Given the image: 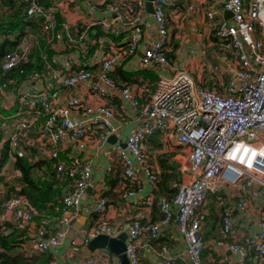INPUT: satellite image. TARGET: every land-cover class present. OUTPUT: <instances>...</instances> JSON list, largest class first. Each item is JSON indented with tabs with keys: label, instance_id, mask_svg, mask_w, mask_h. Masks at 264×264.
<instances>
[{
	"label": "built area",
	"instance_id": "obj_1",
	"mask_svg": "<svg viewBox=\"0 0 264 264\" xmlns=\"http://www.w3.org/2000/svg\"><path fill=\"white\" fill-rule=\"evenodd\" d=\"M85 4L91 3L84 0ZM145 0H117L104 12L108 21L101 24L103 31L124 32V45L106 53L97 71H90L86 64L73 70L70 59L64 57L60 68L52 72V78L61 89H75L77 92L57 104L58 91H20L18 105L31 113L29 118L13 123L5 140L11 150H16L21 134L38 124L34 138L26 144L36 149L45 159L54 160L53 170L60 183H67L59 202V216L48 220L38 218V213L21 196H11L1 202L0 221L15 223L23 231L24 237L19 250L26 256L52 253V251L73 235L72 224L82 210L81 202L91 179L90 166L78 161L75 156L97 136V143H103L118 129L114 125V110L107 105L117 99L136 113L135 128L124 139L123 148L117 150V162L122 169L124 181L135 192L139 191L137 173L149 185L158 182L159 170L144 149L145 142L160 132L169 131L182 151L176 157L177 171L186 180L177 184V190L169 201L157 198L155 206L160 217L153 222H143L137 206L131 220L112 226L105 220L108 202L102 193L90 206L84 208L86 216H93V225L81 232L79 243L73 252L86 247L88 241L97 235L114 238L126 234L123 254L128 264H139L136 246L142 237L150 241L158 239L161 230L174 223L184 244V264H206L202 257L205 249L201 237V216L198 211L205 206L209 195L215 196L219 214L220 238L213 239L211 246L219 252L217 260L210 264H230L224 251L234 256L237 264H264V205L252 219L247 214L245 199L256 201L264 192V0H222L220 7H211L204 17L213 22V41L221 52L220 64L226 65L227 78L221 80L219 66H209L211 79L218 85L206 89L199 80L188 72L174 71L169 78L160 76L144 105L131 86L119 84L110 78L120 60L131 56L140 40L142 25L140 16ZM73 0H57L53 6L41 10L35 0H31L25 16L42 18L40 30L52 40L55 28L54 14L68 8ZM84 4V6H85ZM91 5V4H90ZM175 0H154L151 15L155 38L142 51L140 66L155 68L166 66L168 59L169 31L166 12L174 8ZM93 6V5H91ZM95 7V6H94ZM230 12L229 20H216L219 11ZM126 15L132 17L126 22ZM62 36L70 42V28L62 22ZM97 25V24H95ZM27 43H34L33 35L26 36ZM82 35L78 37V42ZM73 41V40H72ZM50 42V41H49ZM108 47L113 50L110 43ZM26 47H24L25 49ZM82 49H86L82 45ZM84 54V50L82 53ZM16 58L5 55L1 68H12ZM32 78V77H31ZM30 79V78H29ZM27 79L26 81H28ZM25 81V82H26ZM86 83V93L78 91V86ZM8 95L0 91V101ZM24 131V132H23ZM70 147L74 155L60 159L59 154ZM20 157V150H17ZM13 161V157L8 155ZM132 192H126L131 195ZM231 194V195H230ZM223 196V197H220ZM1 197V194H0ZM235 202L229 203V199ZM236 212L237 214H234ZM244 219L243 230L251 222V233L236 234L235 218ZM155 255L161 264H174L166 247H159ZM105 258L87 257L83 264H107ZM48 264H58L52 259Z\"/></svg>",
	"mask_w": 264,
	"mask_h": 264
},
{
	"label": "crops",
	"instance_id": "obj_2",
	"mask_svg": "<svg viewBox=\"0 0 264 264\" xmlns=\"http://www.w3.org/2000/svg\"><path fill=\"white\" fill-rule=\"evenodd\" d=\"M88 1V0H87ZM90 1V0H89ZM222 0H175L174 8L166 12V22L169 31L168 51L171 58H168L166 66H158L155 68H145L140 66V58L142 51L155 38L153 21L151 15L144 11L140 16L142 25H138L141 29V36L137 48L134 53L118 62L114 71L110 74V78L119 84H126L138 95V101L144 105L147 101L149 93L152 91L156 81L160 76L169 78L176 70H183V66L187 63H194L200 68V71L195 75L198 80L199 73H203V77L199 80L206 89H213L218 85V81L211 79L209 73V66H219L222 72L221 80L227 78L226 65L220 64L218 56L220 51L213 41L212 24L205 19L204 13L211 7H220ZM247 3V0H242ZM94 2V4L92 3ZM117 0H91L85 4L84 0H73V3L68 8H63L60 12L61 22L66 23L72 33L78 28H92L93 26H101L102 23L108 21V16L105 10L114 5ZM85 4V6H84ZM95 6V7H94ZM220 15L216 20H229L224 17V10L219 11ZM132 17L126 15V22L131 21ZM97 24V25H95ZM101 30V28H100ZM114 33L118 30L112 31ZM34 33V32H33ZM94 33V30H91ZM33 35L32 33H29ZM124 36L116 41H113V50L107 46V51H103L101 47H97L92 53L81 54L79 50L70 46L68 41H65L61 30L52 34V42L50 43L51 57L47 64L45 73L34 75L28 81L22 82L14 91L6 93L7 100L0 101V148L2 141L9 135L13 123L22 118H29L31 113L21 108L17 103V96L20 91H27L30 88L34 90L50 88L52 91H58L57 104L61 105L70 96L74 95L75 89H61L55 84L52 78V72L59 69L61 60L68 57L71 62L73 70H77L82 64L87 65L90 71H97L103 55L115 51V49L124 45ZM203 58V61H202ZM204 66V69H201ZM97 69V70H96ZM196 70V69H195ZM86 83H81L78 86V91L81 94L86 93ZM114 110V125L118 127L114 136L115 143L108 144L106 140L103 143H97V136L92 141L85 144L84 149L75 158L80 162H86L90 166L91 179L85 191V195L81 202V212L77 220L72 224L73 235H68L61 246L54 249L51 253L52 259L58 264H83L87 257H95L102 259L106 257L107 264H117L114 257L105 249H95L88 253L86 247L79 248L77 252H73L76 245L79 243V236L81 232L93 225L95 218L93 216H85L82 218L84 208L93 204L100 193L106 198L108 207L105 214V220L112 226H118L131 220L134 216L137 206L139 204L142 213L143 222H153L159 218L158 210L155 206V200L159 197L157 186L146 183L141 174L137 173V182L135 185L139 186L140 190L136 191L129 186L127 181H124L120 166L117 162V150L123 147L125 137L134 130L137 122L136 113L130 110L126 105L121 106L117 99L108 102ZM8 114L7 116H5ZM36 121L31 129V132L37 136L36 131L38 124L42 121L41 117L36 116ZM12 119L10 122L9 120ZM144 149L150 159L155 161L159 173L160 171L169 174L170 170H176L175 183L186 180V176H180L177 171V161L175 160L179 149L174 136L169 132H160L149 138L145 144ZM68 154L74 155V151L67 147L65 151L60 152L59 158L65 159ZM31 161L45 160V157L36 151L35 155L30 157ZM161 161V164H160ZM161 166V167H160ZM13 185L19 189V173L13 169V161L7 158L6 163L0 170V194L5 191V185ZM168 186V185H167ZM64 190V189H63ZM131 191V195H126V192ZM231 195V194H230ZM205 206L198 211L201 216V237L205 244V249L202 252V257L206 264L217 260L219 252L211 246L213 239L220 238L219 234V214H217L214 197H208ZM172 198H169L170 201ZM214 199V200H213ZM229 203L235 202L232 197L228 200ZM247 203V214L250 219L255 214L263 210L264 192L256 201L245 199ZM216 209V211H215ZM234 214H237L234 212ZM1 215V214H0ZM238 216L235 218L236 234L240 235L244 232L251 233V222L246 226V231L243 230L244 219ZM13 223L12 221H10ZM215 224V225H214ZM214 225V227H213ZM82 227L80 230L78 228ZM213 228V229H212ZM164 246L168 250V255L172 258L174 264H184V244L181 236L177 233L174 223H171L166 229L160 231L158 239L154 241L142 237L137 246L136 252L139 257V264H161V259L155 253L159 247ZM223 254L227 257L230 264H237L233 255L224 251Z\"/></svg>",
	"mask_w": 264,
	"mask_h": 264
},
{
	"label": "trees",
	"instance_id": "obj_3",
	"mask_svg": "<svg viewBox=\"0 0 264 264\" xmlns=\"http://www.w3.org/2000/svg\"><path fill=\"white\" fill-rule=\"evenodd\" d=\"M35 2L39 9L45 10L52 7L57 0H35ZM30 4L31 0H0V91L4 93L16 90L22 82L34 75L45 73L51 57L50 43L52 40L48 39L46 32L40 30L39 21L41 22L42 18L38 17L39 19L36 20L34 17L25 16ZM54 21L56 25L53 35L62 28L60 12H55ZM92 29L94 33H91ZM29 33H32L36 40L30 46L26 42L28 40L26 36ZM69 34L71 38L68 42L69 45H76L74 47L80 53L84 50V53L87 54L92 53L97 47H101L105 52L110 43L113 44V41L125 36V33L120 31L116 33L111 30L103 31L101 26L81 27L75 33L70 30ZM81 35L80 44L78 37ZM82 45H85L86 49H82ZM24 47L26 48L23 49ZM7 54L14 55L16 62L11 69L4 71L1 68V63ZM166 57L167 59L171 58L170 53H167ZM21 133L15 139L17 141L16 150L10 149L8 141L3 142L0 148V170L10 154L13 157V169L19 173L20 183L19 189L13 185H5V191L0 197V206L2 201L11 196H21L37 211V219L57 218L59 216V202L67 183H60L56 179L52 168L54 160L31 161L30 157L33 156V153L35 155L37 150L28 146L26 141L34 138L35 134L31 130ZM17 150H20V157L17 156V152H19ZM175 171L171 169L168 175L160 171L156 184L158 198L169 199L175 195L178 184V182L175 183L178 180ZM212 197L215 198V196ZM220 197L223 196L220 195ZM215 203L217 204V201ZM216 209L217 214H220V208L216 206ZM1 212L0 207V214ZM23 237V231L17 228L15 223L0 221V264H48L52 261L50 253L24 255L19 250Z\"/></svg>",
	"mask_w": 264,
	"mask_h": 264
},
{
	"label": "water",
	"instance_id": "obj_4",
	"mask_svg": "<svg viewBox=\"0 0 264 264\" xmlns=\"http://www.w3.org/2000/svg\"><path fill=\"white\" fill-rule=\"evenodd\" d=\"M154 0H145L144 2V12L148 15L153 14L152 2ZM224 17H231L230 12L224 11ZM116 137L114 135L108 136L106 138V143L113 144L115 143ZM123 148V147H122ZM86 215L85 213L82 214V218ZM82 227L78 228L80 230ZM125 241H126V234L120 233L114 238H109L104 235H97L94 238H91L87 245L86 250L88 253L94 251L95 249H105L108 251L113 257L117 264H128L125 255L123 254L125 249Z\"/></svg>",
	"mask_w": 264,
	"mask_h": 264
},
{
	"label": "rangeland",
	"instance_id": "obj_5",
	"mask_svg": "<svg viewBox=\"0 0 264 264\" xmlns=\"http://www.w3.org/2000/svg\"><path fill=\"white\" fill-rule=\"evenodd\" d=\"M90 2H91V0H90ZM93 4H94V2H92ZM70 28V27H69ZM27 42V41H26ZM24 49V48H23ZM202 61H203V58H202ZM183 70L182 71H185V72H188L193 78H195L196 76V74L200 71V68L199 67H197L194 63H187V64H185L184 66H183ZM205 67L204 66H202V68L201 69H204ZM196 69V70H195ZM203 73H199L198 74V76H199V79L198 80H201L200 78L201 77H203ZM197 79V78H196ZM39 91H42V90H46V89H38ZM29 91H27V93H28ZM10 122L12 121V119H10L9 120ZM209 196H212V195H209Z\"/></svg>",
	"mask_w": 264,
	"mask_h": 264
}]
</instances>
